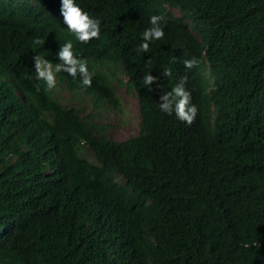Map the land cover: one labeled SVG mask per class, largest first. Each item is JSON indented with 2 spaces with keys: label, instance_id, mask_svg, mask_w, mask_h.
<instances>
[{
  "label": "trees",
  "instance_id": "trees-1",
  "mask_svg": "<svg viewBox=\"0 0 264 264\" xmlns=\"http://www.w3.org/2000/svg\"><path fill=\"white\" fill-rule=\"evenodd\" d=\"M74 2L103 19L99 39L73 42L93 59L85 92L115 104L121 67L138 96V129L112 139L45 84L19 74L11 85L16 52L25 61L30 41L67 33L61 0L22 14L0 0L13 23L0 38V264H264V0ZM153 15L166 21L164 39L142 53ZM193 30L208 45V92L200 64L183 63L200 42ZM147 74L164 91L187 77L193 124L159 110Z\"/></svg>",
  "mask_w": 264,
  "mask_h": 264
},
{
  "label": "clouds",
  "instance_id": "clouds-1",
  "mask_svg": "<svg viewBox=\"0 0 264 264\" xmlns=\"http://www.w3.org/2000/svg\"><path fill=\"white\" fill-rule=\"evenodd\" d=\"M1 2L2 4H6L9 7L16 8L17 11L22 14L31 8L40 7L41 3H44L47 6H55L56 0H1ZM171 9L175 16L183 15V12L180 8L172 7ZM175 9L179 12H175ZM59 11L63 18V23L65 24L67 39L57 41L55 44L52 42H44L40 39L30 41L31 52L24 54L26 60L17 61L16 52L14 59L11 61L9 77L12 75V78L10 79V83L11 85L13 84L17 75H26L32 79L34 86L39 87V85L41 86V84H45V86L41 87L49 90L51 95L61 104L66 106L72 105L75 108H80L79 115L85 116L87 113H91L90 120H92L91 117L93 113L91 111L83 113V110L85 109L83 105L62 103L60 101V94L62 91L68 92V94H70L73 99H76L79 96L90 97L91 99H89V107L92 109L103 106L104 104H109L112 107H116L118 105L119 99L114 90V83L113 90L115 93L114 96L117 98V102L112 104L107 99H105L103 103L96 105L93 104L92 95L85 92V87H91L92 84L93 73L89 72L88 67L93 59L84 52L77 51V53H73L72 50L73 47L75 49H79L73 42L77 44H86L91 42L93 39H99L100 23L103 19L101 15L96 12L95 8H89L87 6L86 8H83L79 3L76 4L74 0H61ZM205 11L210 14L212 13L211 11ZM149 22L151 27L142 33V42L138 46V51L142 53H148L150 49V43L156 40H163L165 35L163 25L166 23V21L164 20L163 16L153 15L150 17ZM188 23H190V29L192 23L191 21ZM12 25V21L8 20L4 13H1L0 10V38L4 35V28L11 29L13 28ZM51 32L53 35L57 36L53 31ZM191 33L194 35L195 39L200 42L196 50V55L194 57L195 59L192 58V60H184L183 63L185 68L188 69L192 68L196 62L200 64L199 69L202 72L205 82L203 89L208 92L210 90V86L206 84L208 79L209 64L206 60L208 45L202 42V37L199 33L194 30ZM197 34L199 35V38L195 36ZM21 42V38L20 41L16 42V44L12 39V46L15 47ZM28 42L29 41H27V43ZM1 48H3V46ZM175 59L176 58L173 57L172 62H175ZM118 69L119 70H116V76L119 77V73L121 72L125 76V79L122 80L119 77L123 83L115 84L124 85L126 89L132 90L135 93L138 104V96L135 89L128 88L124 83L128 75L122 72L121 67ZM161 75L164 77L171 76V69L167 67L164 68L161 72ZM158 81V76L147 74L144 76L142 83L144 87L150 92L153 91L152 85L156 84L155 91H157L159 94V110L169 116L175 114L176 119L186 123L189 126L193 124L199 110L197 106L192 103L191 93L185 88L187 77L182 76L180 81L173 88H171L170 91H164ZM260 205L264 210L263 201L260 202ZM259 210L261 209L259 208ZM259 213V217L264 219V213ZM258 225L259 224H256V227H258ZM263 229L264 226L261 225L260 230ZM253 242H256L255 236L253 238Z\"/></svg>",
  "mask_w": 264,
  "mask_h": 264
},
{
  "label": "rangeland",
  "instance_id": "rangeland-1",
  "mask_svg": "<svg viewBox=\"0 0 264 264\" xmlns=\"http://www.w3.org/2000/svg\"><path fill=\"white\" fill-rule=\"evenodd\" d=\"M175 12L179 11L175 9ZM195 36L199 38L198 34ZM119 77L122 80L125 79V76L121 72L119 73ZM114 85V90L119 99V103L116 107L104 104L103 106L92 109L89 107L90 97L79 96L73 99L72 96L65 91L61 92L60 101L62 103L83 105L85 107L83 113L91 111L93 113L91 117L92 120L107 124L105 133L108 137L115 140H122L137 132L139 118L137 109L138 104L135 93L132 90L126 89L124 85ZM89 155L88 152L87 156L89 157ZM116 179L119 181L122 180L119 175L116 176Z\"/></svg>",
  "mask_w": 264,
  "mask_h": 264
}]
</instances>
